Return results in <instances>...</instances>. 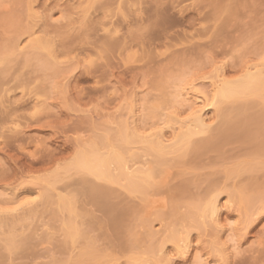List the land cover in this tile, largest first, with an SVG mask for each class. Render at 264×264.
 <instances>
[{
	"label": "rangeland",
	"instance_id": "374dc122",
	"mask_svg": "<svg viewBox=\"0 0 264 264\" xmlns=\"http://www.w3.org/2000/svg\"><path fill=\"white\" fill-rule=\"evenodd\" d=\"M82 10L85 15L89 10L86 17ZM0 16V46L18 39L16 43L21 46L18 50L36 54L27 61L17 50L19 54L15 53L7 65L0 63V207L8 210L2 211V215L6 212L3 216L9 220L0 222V264H70L71 255L76 256L90 238L99 250L115 258L110 262L109 257L107 264H132L130 256L135 254L136 247L140 248V240L147 233V228L138 223L139 217L148 215L156 237L164 238L168 224L159 216L171 212V202L178 205V210H187L189 203L198 199L202 202L206 194L211 195L212 186H223L226 182L230 187L235 183L237 190L245 189L244 185L249 189L248 182L257 183L260 187L256 186L255 192L264 194V165L236 173L231 179L226 172L231 166L252 159L250 153L255 147L263 149L264 154V121L260 124L258 119L264 118V101L258 96L236 103L245 104L243 110L248 114L241 112L239 120L236 113L231 115L239 124L243 122L239 129L251 121L248 119L256 117L250 122L251 126L248 123L255 131L254 138L250 136L252 132L249 133V140L247 135L242 137H246L245 140H240L241 137L238 140L235 134L231 141H221L217 135L220 139L214 140L224 118L214 109L205 110L207 124L211 127L197 133L193 141L209 137L218 141V146L202 149L199 154L189 153L184 156V163H167L154 196L155 203L150 207L141 194L129 191L122 184L98 180L85 173L86 180L113 188L110 204H107L122 212L119 227L110 219L112 208L105 209L85 192L88 186L84 185L89 183L83 172L76 168L64 169L75 157L78 145L103 134V128L117 130L122 120L135 128L142 127L145 134L148 131L153 134L160 128L159 134L170 144L181 128L180 123L169 120V112H178L181 120L190 115L189 101L186 106L185 101L182 105L178 101L185 97L186 91L193 86L208 90L210 97L212 91L209 90L218 72L236 80L248 67L253 70L255 66H263L264 0H0ZM4 16H12L23 27L33 25L32 30L37 29L38 36L43 34V38L53 42L50 43L54 45V52L49 54L45 49H38V55L34 53L33 48L27 46L30 33H17L14 27L5 26ZM37 56L39 58H35ZM43 57L52 60L48 61L49 65L53 64L52 69L45 68L47 63L43 67ZM247 102H252L248 110ZM198 103V106L203 104ZM260 111L262 115L258 114ZM236 119L233 123H237ZM132 120L137 121L132 123ZM145 154L139 160H149L152 164V154ZM177 154L172 152L169 156L175 158ZM262 154L253 161L263 164ZM139 160H132L133 168L132 163L138 165ZM58 172L63 176L51 190L52 197L59 193L73 194L76 203L79 201L76 205L81 204L77 207L80 209L77 221L88 233V237L83 236L75 244L66 241L68 238L62 229L66 214L57 207L42 204V183H45L42 179ZM183 185L187 188L178 192V187ZM227 198L225 193L220 195L221 208L215 218L210 216L208 221L207 217L201 218L206 219L207 224L203 220L205 227L201 222L200 230L192 229L186 223L191 226L192 244L185 256L173 251L171 243L165 245L172 264H197L200 258L207 264H264V213L251 214L252 221L248 224L236 205L229 207ZM24 200L31 203L24 205ZM135 211L140 212L139 215L136 216ZM245 226L247 228L243 229ZM10 234L15 239L12 238V245L7 248L5 239ZM135 236L138 244L134 242ZM219 248L223 251L219 252ZM81 264L102 263L86 260Z\"/></svg>",
	"mask_w": 264,
	"mask_h": 264
},
{
	"label": "bare ground",
	"instance_id": "6f19581e",
	"mask_svg": "<svg viewBox=\"0 0 264 264\" xmlns=\"http://www.w3.org/2000/svg\"><path fill=\"white\" fill-rule=\"evenodd\" d=\"M32 5L33 4H31V6ZM29 8H27V10H29ZM86 9H87V7H86ZM33 11H34V9L30 10L31 13H33ZM232 11H230V12H232ZM81 12L86 17V15L89 13V10H87L85 12V13L88 12L86 15L84 14L83 10ZM31 13H30V15H31ZM32 15L34 16V14H32ZM19 16H21V15H19ZM2 19H3L2 21L5 23V26H6V24H8V25L12 26V28L14 27L15 30L17 31V33H24V32L30 33V38H29V42H28L27 46L29 47V49L33 48L32 50L35 51V52L34 51L33 52L37 53V55L39 53L38 49H41V50L45 49V50H47V52H49V54L54 50L53 49L54 45L53 46L51 45V43H53V42L49 41L48 38L47 39L43 38V36H44L43 34H40L38 36L37 31H36L37 29L35 30L36 31V34H35V31L32 30L33 25H32V27H29V26L23 27V25L22 26L20 25L22 23L19 22L17 19L12 18V16L11 17H5L4 16V17H2ZM83 19H84V17H83ZM116 30H118V28ZM15 39H17V38H15ZM17 40L11 39V41L9 40L8 43H6V42L2 43V45L0 46V63L1 64L6 63V65H7L9 63V61L12 60L13 55L15 53L17 54L18 51L21 54H23L24 57L26 56L25 60H27V61L29 59L31 60L32 57L34 58V56H36V54H34V53H33L34 55H32L31 51L29 50L30 54H31L30 55L28 53L29 51L25 50L26 47H25V49L22 47L27 52L26 53L24 51L26 55L24 54V52L23 53L21 52L22 51L21 49H20L21 51L18 50L19 47H21V46H18V43H16ZM36 51H38V52H36ZM19 52H18V54H19ZM16 54L14 56H16ZM35 58H39V57L37 56ZM45 59L46 58L43 57V59H42L43 61H41L43 63V67L46 66V63L47 64L49 63L48 61H52L49 59L48 60L47 59L45 60ZM260 61H262V60H260ZM263 61L261 63H263ZM55 63H56V61H55ZM58 63H59V61H58ZM58 65H56V67ZM51 66L53 67V64L50 63V65L48 64L45 68L52 69ZM59 66H61V65H59ZM261 66H262V64L258 65V67L255 66V68H256V69L254 68L255 70L253 68H252L253 70H251L248 67L249 69L247 68L245 70V72L242 74V76H239L240 78L238 77V78H236V80H235V78L233 80H232V78H230V79L227 77L225 78L224 72H222V71L218 72L219 74L217 73L218 75H216L217 76L216 80L214 79V81L212 82V85H213V86L211 85L212 90H209V92L212 91V93H210L211 94L210 97L208 94V90L203 91V90H200V88L196 89V87H193V86L191 87V89L186 91L185 97L180 98V100L177 99L180 93L178 94V96L176 94L175 95V97L177 96L176 100H178L179 102L181 101L179 104H181L183 101H185L184 104L186 106V101L187 102L189 101V103H190L189 108L190 109H188V111H189L190 115H189V118L186 117L188 120L184 119V118H182V120H181V117L179 118L180 115L178 116V114H177L178 112H175V111H174V113L169 112L170 113L169 114V120L172 122L180 123L179 126L181 128V129L179 128L180 129L179 133L178 132H177L178 134L176 133L177 135L174 134V135H176V136H174L175 139H173L174 141L170 142V144L166 143V141L164 140V137H162L163 134H161L162 136L159 134V132L162 129H160V128H159V130L156 129L155 130L156 133L154 131L153 134L149 133V131L147 134H145L142 127H140L142 129L141 130V129H139V127L135 128V126L132 125L133 126V129H132L131 128L132 126L130 124L128 125V122L126 120H124V121L122 120V121H120V123H118V127L119 126L120 127L119 128L117 127V130L116 129L114 130V128L112 129V127H108L105 130V128L102 127L104 130L103 134L99 133L100 135H98V136L95 135L96 138L94 137V139H92V140L90 139V141H88V142L86 141L84 143H82L79 140L82 144L77 146V148H76L77 151L75 153V157L72 159L71 163L66 165V167L64 169L66 171L70 170L71 168L78 169V171H80V173L83 172L82 175L85 176V180H86L85 173H87V175L89 173V175L92 174L93 176H96L98 180L101 179V180H106L107 182L110 181V183L112 182L114 184L115 183L122 184V186H124V188L126 187V189H128L129 191H131L133 193H137V194L139 193V195L141 194L142 199L145 200L146 201L145 203H147V205H149V207H150V205L153 204V202H154V196L157 195L156 190L159 188L160 177L162 176L163 171H165L164 167L166 165H169L167 163H170V164L184 163V162H186L184 159V156H186L187 154H189V153H195V154L198 153L199 154V151H201L202 149L204 150L207 148L209 149V147L211 148L214 146H218V143H217L218 141H213V139L215 140L217 138L216 135L221 138V139L220 138H217V139H220L221 141L226 140V142L231 141L230 138H232V136L234 139V134L236 136L235 138H237V139H238V137L242 138L246 135L248 138L249 133L252 132L253 134L251 133L250 136L253 137L255 131H253L252 128L250 129L249 126H251L250 124L252 123V119H256V117H252V118L248 117L250 119H248L246 117L248 120H251V121L248 122V120H247V122L249 123V126H248V123L246 122L247 124H245V127L243 129L240 128V129H242L241 130L242 133H240L239 127L240 126L242 127L241 124L243 122L239 124L240 121H238L239 120L238 117H241V115H240V114H242L241 112H244L243 109H245V104L237 105L236 103H243V101H241V99H243L244 103H245V99L248 97L251 98V96H256V97L258 96L257 98H259V99L261 98L260 100L264 101V64L262 67ZM56 71H57V69L55 70V73H56ZM58 71H59V68H58ZM181 99H184V100H181ZM198 102H201L203 104H201V106H198L199 105ZM197 103H198V105H197ZM250 103H252V102H247V104H246L247 110L249 107H251ZM234 104H236L237 106L236 105L233 106ZM208 108L214 109L217 112V114L221 115L222 118H224V119H222L224 121V124H223L224 126L223 125L221 126V128L223 127L222 129L219 127L220 128L219 131L217 128V131H216L217 133L215 132V136L213 137V139L207 137V138H204L202 140L193 141V139L197 133H201L202 131L208 130L209 127H211L209 124H207V121H208V120H206L207 117L205 118V112L207 111ZM262 109L264 111V108H262ZM38 110L39 109H37L36 111H38ZM233 112L236 113L235 117L238 120L234 116H231ZM245 112H246V110H245ZM246 113L248 114V112H246ZM261 113L262 112L260 111V113H258V114H261ZM258 114H256V115H258ZM236 115H238V116H236ZM133 116L135 117L134 114H133ZM261 117L262 116H260V118L258 117V119H260L259 120L260 124L263 123V121H264V118H262L263 120H261ZM167 118H168V116H167ZM235 119L237 120L236 122L238 124L235 122L233 123V121ZM133 120H132V123L137 121V120L136 121H133ZM184 120H186V121H184ZM167 121H168V119H167ZM256 121L258 123V120H256ZM123 122H125V123L122 124ZM126 122H127V124H126ZM106 123L108 124V121ZM104 125L106 127V124H104ZM137 126H140V125L137 124ZM224 127L226 129H224ZM148 134L149 135L151 134V135L149 136ZM257 134H258V132H257ZM263 135H262V133L258 134V136H261V137H263ZM261 137L259 139L260 141H261ZM245 139H246V137L242 138L240 140H245ZM249 139L250 138H248V140ZM260 141H258L259 144H260ZM262 141H264V139ZM105 144L108 146V150L106 149L107 146ZM137 144H139V146H141V147L139 148V146H137ZM130 145H132V146L134 145L133 147H135V146L136 147L133 148L131 146L128 148V146H130ZM261 146H262V142H261ZM102 147H104L105 149H102ZM217 148H219V147H217ZM255 148H254V151H251V153L249 152L251 154L250 157L252 158V159L249 158L250 161H249V159H248V161H245V162H242V160H241L242 163L239 162L238 165L235 164V165H233L234 167L231 166L232 168H228L227 170L225 169L229 178H230V176L233 177V175H235L236 173L240 174L243 171H246L249 169L250 170L256 169L257 167H259V164L261 167H263L262 165H264V163L261 164L262 161H260V163H259V161H253L255 159L257 160V156L258 157L261 156V154L263 153L262 152L263 149L261 150L259 147L256 149ZM260 150H261V154H260ZM172 152L178 153L175 158L173 157V155H170L171 157L169 156V154H171ZM126 153H127V155H126ZM145 153L147 155L152 154V156L154 158V160H152L153 161L152 164L149 162V160H148V162H146L147 160L143 161L144 159L142 161H140L141 160L140 158L143 157L142 155ZM262 155H264V154H262ZM166 156H169V157H166ZM132 160L133 161L139 160L140 161V162L138 161L139 164L137 163L139 166L135 165L136 162L135 163L133 162L132 164L135 167V168H133L131 165ZM243 161H244V159H243ZM140 163L144 164V165L141 166ZM148 163H150V165H148ZM146 165H148V166H146ZM59 173L60 172L55 173L49 177L42 179L43 182L45 181V183H42V184H44V187H42L43 188L42 189V196H43V201H42L43 203L42 204H44V205L49 204V206L52 205L54 207V209L57 207L58 210H60L61 212L63 211L66 214L62 229H63L64 235L67 236L66 238H68V239H66V241L70 240L73 244H75L81 238H83V236L87 235V237H88V233L86 232V230H84V228H82L83 226L80 225L79 220L77 221V218L79 217V214H80L79 213L80 211L78 212V210H80V209L77 207L80 206L81 204L79 203L80 205H78V206L76 205L79 201L76 203L77 200L74 199V197H73L74 195L73 194H71V195L67 194L65 196L63 194L60 195V193H59L56 195L57 197L54 196L56 199H54V197H52L53 191H51V190L54 188L55 183L58 181V179L62 178L60 176H63V175H61V173L60 174ZM83 179H84V177H83ZM86 181H88V179ZM88 183H87L88 185H86V186L83 184L84 187L88 186L87 189L84 188L86 190L85 192L90 193V195L88 193L87 194L89 196H91L92 199H94L97 203L104 206V208L110 206V205H108V204H110V202L108 203V201H109L110 194H113L112 192H114L112 190L113 188L111 189V188H109L110 186L107 187L106 185L103 186L101 184H97V183L95 184V182H91V181H88ZM246 184H248V186L250 187V188L248 187L249 189H246V185H244L246 190L244 188L243 189L240 188L239 190H237V188H239V187L236 188L235 183L233 185L234 187H230V185H227V182L223 186H216V185L212 186L214 194H212L213 191L211 192V195L209 194L210 196L208 194H206V196L208 195L209 197L207 198L205 196L204 197L205 201H203L204 198H201V199H203L202 202H201V200L198 199L199 201L197 200L193 203H189L187 208H186L187 210L184 209V211L178 210L179 208L176 207L178 205H175L174 204L175 202L174 203L171 202V204H170L171 212L169 211L170 213H168V214L165 213V214L160 215V216L158 215L161 219H164V221L166 220L165 222H167L166 224H168V225H165V227H168V228H167V230H164L166 232V234H164V238L163 237H156L157 236V235H155L156 232H153V229L151 227L152 226L151 225V219L148 215L145 214L146 216L144 215V216L139 217L138 223H140V224L142 223L141 225H143L147 228V231H146L147 233L144 234L145 235L144 239H142L143 235L140 233L141 237H142V238L139 237L140 239H142V240H140L141 242L138 245V247H140V248L138 249L136 246H134V247H136L137 251L134 249V251H136V252H135V254L130 256L131 257L129 259L130 263H132V264H162L164 262L165 264H172L173 262L170 259V257H172V256L170 255V257H169V255H168L169 251H166L167 254H165L166 252L164 250L165 245L167 243H171L173 245V249H174L173 251H177V253L179 255L185 256V254L191 248V244H192L191 243L192 239L190 237V234H191L190 227L192 226V229L196 228L197 230L198 229L200 230L202 227L201 222H203V220L204 221L206 220V219L201 220V218L207 217L206 221H208V217L214 216L213 218H215V216H217V214L220 212L219 210L221 208V206L219 204L220 203L219 197L222 193L227 194V197H228L227 198L228 199L227 204L229 205V207H231V206L233 207V205L235 207V205H236L237 210L238 209L240 210L239 214L244 215L245 222H247V223L252 221L250 219V218H252L251 214L264 213V194H263V192H262V195H260L261 194L260 192L259 193L257 191H256L257 193L255 192L254 188L256 189V186H258L257 183H252V182L249 183L248 182ZM259 185H260V183H259ZM231 186H232V184H231ZM218 187H220V188H218ZM258 187H260V186H258ZM186 188H187L186 185L180 186V187H178V192L184 191ZM215 191H216V193H215ZM247 191H249V192H247ZM258 191H261V190L258 189ZM26 201L27 200H24V205L29 204V202L31 203V201H29L28 203ZM20 202H22V201H20ZM142 202H144V201H142ZM6 204H8V203H6ZM6 204H5V206H6ZM106 204H107V206H105ZM147 205H145V206H147ZM111 206L109 208H112ZM3 207H4V205H3ZM7 207H8V205L5 208H7ZM176 208H177V210H176ZM11 209L13 210V208H11ZM114 209H116V208H112L113 211H111V209H110L111 216L110 215L109 216L111 218L110 217L109 218L112 220V223L114 224V226L118 225L116 227H119L120 225L118 224V221L120 223V220H121L120 217H122L121 216L122 212L120 213L118 211H115ZM4 210H5L4 208L0 207V212H1L0 213V222L5 219L3 222L6 223L7 220L4 217L5 216L4 214L6 212L3 214L4 216L2 215V213H3L2 211H4ZM5 211H8V210H5ZM147 211H149L151 213L150 210H147ZM125 212H127V211H125ZM178 212H180V213H178ZM53 213L56 214L57 210H54ZM139 213H138V211H137V213L135 211L136 216L139 215ZM55 214H53V215H55ZM81 216H82V214H81ZM244 217H243V219H244ZM199 218H200V221H199ZM188 219H189V221H188ZM212 219L210 218V220H212ZM217 219L219 220V218H217ZM243 219H242L243 222L241 221V223H244ZM8 221H7V223H8ZM191 221H193V223ZM206 221H205V223L207 224ZM190 222H191V224H190ZM90 223H91V221H90ZM112 223H111V225L113 226ZM186 223L191 225V226L190 227L187 226ZM205 223L203 222L202 225ZM247 223H245L246 226H248ZM203 226L205 227V225H203ZM246 226L243 229H246L247 228ZM114 230H116V229H114ZM10 233L12 235L15 234V232L14 233L10 232ZM132 234H134V233L132 232ZM135 234L139 235L138 232H135ZM10 235H9V237L6 236L7 238L5 239L6 244L8 245V247L6 245L7 248H9V245L12 243V241H11L12 238L15 239L14 236L12 237V235L11 236ZM132 236H134V235H132ZM239 236H241V235H239ZM133 238L135 239L134 242L136 243L138 241V239H137L138 237L135 236ZM156 238H158V239H156ZM136 239H137V241H136ZM88 242H89L88 244L83 245V247L80 249L79 253L76 256L71 255L70 264H81V263L86 262V260L87 261L88 260H94L95 263L97 262V263L107 264L109 261L110 255L107 253H103V250L101 251V249L99 250L98 247L95 246V242L91 241V238L89 239ZM135 243H133V244H135ZM138 243L139 242H137L136 244H138ZM62 244H64V243H62ZM140 245H142V247ZM130 246H133V245H130ZM133 248H131V249H133ZM222 248H224V247H222ZM216 250H218V249H216ZM222 251H220V248H219V252H222ZM197 256H198V258H200L199 255H197ZM111 258L112 257H110V262L112 261V259L113 260L115 259L114 257L112 259ZM224 258L226 259V256ZM201 259H203V258H200V261H198L197 264H207V261L204 263L203 262L204 260L201 261ZM219 261L222 262V260H219Z\"/></svg>",
	"mask_w": 264,
	"mask_h": 264
}]
</instances>
